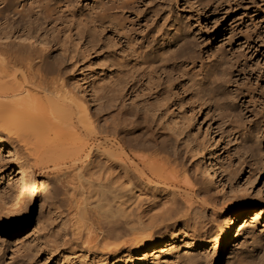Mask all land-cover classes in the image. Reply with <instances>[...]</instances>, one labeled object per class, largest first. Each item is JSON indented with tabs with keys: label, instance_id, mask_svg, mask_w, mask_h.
Returning <instances> with one entry per match:
<instances>
[{
	"label": "bare ground",
	"instance_id": "1",
	"mask_svg": "<svg viewBox=\"0 0 264 264\" xmlns=\"http://www.w3.org/2000/svg\"><path fill=\"white\" fill-rule=\"evenodd\" d=\"M147 1L99 0L86 5L85 12L79 0H0V41L48 50L45 24H63L71 31L80 12L83 18L89 14L102 20L117 32L118 43H125L119 62L124 103L118 117L91 115L88 106L66 89L58 60L48 64L20 47L10 52L0 49L1 232L25 228L38 203L41 210L54 208L60 195L70 210L72 234L90 251L92 264L159 263L178 252L180 242L185 250L212 247L221 255L242 232L256 233L262 227L264 206L255 204L234 206L215 230L196 222L212 204L211 188L187 173L172 138L155 130L157 124L166 123L168 113L176 126L182 125L183 115L170 111L173 102L160 122L155 120L159 107L154 100L164 105L171 99L167 92L153 91L155 82L164 75L174 76L176 81L188 80L178 85L192 95L186 124L206 111L225 131L231 130L237 142H243L263 110L257 107L256 92L242 89L239 83L248 76V65L240 63L233 50L209 52L179 19L157 25L142 9ZM196 2L203 10H212L230 0ZM182 70L189 78L180 75ZM108 90V98L115 102L112 85ZM129 95L136 112L126 104ZM54 132L60 145L45 146ZM252 138H247L248 144L254 142ZM26 139L36 141L32 153L44 174L37 176L28 160L14 172H6L1 163L2 153L23 160L26 156L18 144ZM187 141L190 147V138ZM190 154L195 172L207 176L218 190L223 187L219 191L225 188L220 169L227 173V181H233V169L224 159L216 161L212 143L206 146L195 140ZM259 175L258 168L252 167L236 181L240 190L247 191ZM42 216L41 211L38 225ZM259 244L245 264H264V238Z\"/></svg>",
	"mask_w": 264,
	"mask_h": 264
},
{
	"label": "rangeland",
	"instance_id": "2",
	"mask_svg": "<svg viewBox=\"0 0 264 264\" xmlns=\"http://www.w3.org/2000/svg\"><path fill=\"white\" fill-rule=\"evenodd\" d=\"M98 1L79 0V7L86 12L88 10L86 5ZM142 9L148 12L149 19L151 17L156 19L157 25L167 24L170 19H179L185 25H189L191 37L203 44L209 52L233 50L238 61L247 64L249 69L248 76H242L239 82L242 89L256 92L257 98L260 99H257L259 101L257 107L263 108L255 117L251 135L239 143L231 130L225 131L217 118L212 114L207 116L206 111L197 115L191 125L185 123L191 114L189 103L192 101V95L190 92L183 93V87L178 84L181 80L187 83V79L176 81L174 76L167 78L164 75L155 82L153 91L167 92L171 97L164 105L154 100L157 108L159 107L155 120L160 122L170 102L174 104L171 105L170 111L179 116L180 113L183 115L180 116L182 125L176 126L168 113L166 125L157 124L155 130L172 138L187 173L197 175L206 182L208 188H211L208 196L212 199V204L196 222H205L206 228L212 227V230H215L223 214L233 210L234 206L250 204H255L257 208L264 206V0H230L223 8L212 10L209 8L203 10L196 0H148ZM86 16L81 17L79 12L71 31L63 24H45L43 35L47 38L48 50H41L37 45H34L36 47L34 48L18 41H15L14 45L10 41H0V49L10 52L20 47L27 53L42 57L48 64H56L58 60L66 89L88 106L91 115L105 114L118 117L121 103H124L122 86L119 85L121 81L119 62L125 54V50L122 49L123 46L125 49V43H118L120 37L117 32L106 27L102 20H93L89 14ZM255 28L257 32L253 33ZM240 37H243L244 41H239ZM246 37L249 38L247 43ZM180 75L183 78L190 76L183 73V70ZM110 85L115 91V102L108 98L111 96L108 90ZM130 100V95L125 98L126 104L136 112L137 105ZM57 132H54L52 141L45 143V146L60 145L55 137ZM251 136L254 142L248 144L247 138ZM188 138L191 142L190 147L187 143ZM67 140L71 142L74 138L70 137ZM195 140L206 146L212 143L216 151V161L224 159L233 169L235 177L231 183L226 179L227 173L220 169L221 178L225 177L222 180L225 186L222 191L219 190L223 187L218 186V190L216 185L209 182L207 176L195 172L196 162L190 154ZM32 142L36 141L26 139L18 144L26 156L21 161L12 160L2 153L1 163L6 172L18 170L20 164L28 160L36 169L37 176L44 174L39 169L40 161L32 153L34 149ZM252 167L258 168L259 178L254 185L250 184L247 187V191H241L237 184L238 179L249 174ZM51 178V184L54 185V178ZM62 198L60 195L55 199L54 208L45 207L41 210V203H38L36 215H33L30 224L25 228L15 233L0 231V264H92L90 251L72 234L68 222L70 210ZM41 211L42 223L38 225L37 217ZM193 223L191 221V224ZM263 225L264 222L256 233L249 229L242 232L221 255L215 253L212 247L185 250L183 242H180L178 252L165 256L159 263L152 264H245L246 258L253 257V253H257V247H261L259 241L264 238ZM49 256H52L51 259Z\"/></svg>",
	"mask_w": 264,
	"mask_h": 264
}]
</instances>
